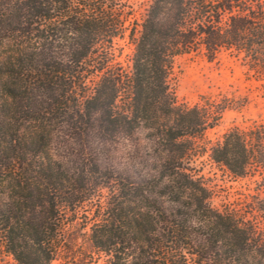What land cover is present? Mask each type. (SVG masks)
Listing matches in <instances>:
<instances>
[{"label":"trees","instance_id":"16d2710c","mask_svg":"<svg viewBox=\"0 0 264 264\" xmlns=\"http://www.w3.org/2000/svg\"><path fill=\"white\" fill-rule=\"evenodd\" d=\"M134 15L131 0H0V264H264V124L210 143L231 104L187 106L170 84L175 58L228 52L264 88V0ZM113 139L116 168L99 161ZM205 153L260 175L255 193L215 205L189 166Z\"/></svg>","mask_w":264,"mask_h":264},{"label":"rangeland","instance_id":"374dc122","mask_svg":"<svg viewBox=\"0 0 264 264\" xmlns=\"http://www.w3.org/2000/svg\"><path fill=\"white\" fill-rule=\"evenodd\" d=\"M135 9V18L141 22L147 6V0H131ZM116 47V46H115ZM122 61H127L132 53V46L119 42ZM170 84L179 102L187 106L201 104L210 99L215 102H228L219 123L206 130L205 139L214 143L222 134L232 127L247 129L256 124H264V88L259 82L249 77L240 59L233 54L223 52L213 61H208L201 55H184L175 58ZM106 149L99 153L101 164L113 165L116 168V139ZM189 166L199 176L211 179L218 192L214 204L221 200L244 201V195L255 193V188L261 176L235 178L221 166L213 162L208 153L193 156ZM102 263V261H100Z\"/></svg>","mask_w":264,"mask_h":264}]
</instances>
